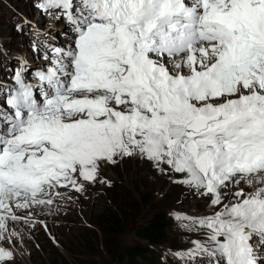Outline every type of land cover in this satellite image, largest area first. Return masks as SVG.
<instances>
[{
	"label": "snow or ice",
	"instance_id": "obj_1",
	"mask_svg": "<svg viewBox=\"0 0 264 264\" xmlns=\"http://www.w3.org/2000/svg\"><path fill=\"white\" fill-rule=\"evenodd\" d=\"M39 7L67 39L0 78V244L143 160L205 200L182 264H264V0Z\"/></svg>",
	"mask_w": 264,
	"mask_h": 264
},
{
	"label": "rangeland",
	"instance_id": "obj_2",
	"mask_svg": "<svg viewBox=\"0 0 264 264\" xmlns=\"http://www.w3.org/2000/svg\"><path fill=\"white\" fill-rule=\"evenodd\" d=\"M40 2L0 0V78L10 77L20 60L39 66L38 57L47 54L45 41L62 44L57 22L41 10ZM104 178L111 183L89 186L83 194H75L74 200L61 202L59 212L36 214L34 225H17L15 230L23 239L0 244L14 254L6 264H122L112 254L141 244L135 227L161 210L169 226L165 243L154 246L156 264H182L174 253L190 246V235L174 216L203 214L204 198L143 160L108 167ZM105 214L107 220L102 218Z\"/></svg>",
	"mask_w": 264,
	"mask_h": 264
},
{
	"label": "trees",
	"instance_id": "obj_3",
	"mask_svg": "<svg viewBox=\"0 0 264 264\" xmlns=\"http://www.w3.org/2000/svg\"><path fill=\"white\" fill-rule=\"evenodd\" d=\"M102 218L107 220L106 214L102 215ZM113 218L114 216H111V221ZM168 226L169 221L165 211L154 212L150 218L137 225L134 229L135 237L141 244L124 248L117 255H112L115 256V260L122 264H138L137 260L145 264H156L154 246H160L165 243Z\"/></svg>",
	"mask_w": 264,
	"mask_h": 264
},
{
	"label": "bare ground",
	"instance_id": "obj_4",
	"mask_svg": "<svg viewBox=\"0 0 264 264\" xmlns=\"http://www.w3.org/2000/svg\"><path fill=\"white\" fill-rule=\"evenodd\" d=\"M59 33H60V31H59ZM49 40H51V38L49 39ZM46 42V41H45ZM62 42H64V40H62ZM41 59V60H40ZM39 61V62H38ZM37 62H38V64H42V63H44V61H42V58H40V57H38V60H37ZM37 62H36V64H37ZM29 67H30V69H32V70H35V68L37 67V65H35V63H29Z\"/></svg>",
	"mask_w": 264,
	"mask_h": 264
}]
</instances>
